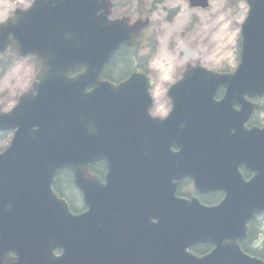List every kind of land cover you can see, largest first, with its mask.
<instances>
[{"label":"water","instance_id":"water-1","mask_svg":"<svg viewBox=\"0 0 264 264\" xmlns=\"http://www.w3.org/2000/svg\"><path fill=\"white\" fill-rule=\"evenodd\" d=\"M205 1L197 3L204 6ZM109 5V0H35L29 9L18 10L16 16L0 26V51L13 43L21 54L36 53L42 60L38 83L40 96L28 108L26 99L17 105L12 114L19 118L13 148L7 157L6 153L0 155V264H28L24 256L20 257V262L6 259L9 249L3 242V234L19 235V229L16 230L15 226L21 225L18 220L22 216L19 214L21 200L14 198L12 201L8 196L29 194L32 188H40L42 194L46 188L53 196L52 201L57 204L55 208L42 202V194H39L41 198L37 201L38 224L41 227L39 234L43 238L50 234L44 228L65 225L70 214L66 205L51 191L56 173L60 168L70 166L75 172L77 183L84 188L90 177V163L102 157L108 158L103 145L108 149L114 147L126 156V159H108L110 178L114 176L115 167L128 163L130 168L131 161L136 168L148 166L137 172L144 182L156 178L171 181L186 172L200 175L214 165V159H211L200 166L197 154L203 143L181 144L179 139H173L177 135L181 137V132L167 127L168 123H176L172 118L161 127L167 132L165 138L169 143L172 140L179 143L183 151L173 154L168 150L160 139L162 132L157 122H154L157 119L149 114L152 104L150 88L153 83L142 71L137 70L120 84L102 79L106 62L121 43L132 44L140 29L147 24V21L142 20L133 24L124 19L109 20ZM250 6L249 17L243 25L242 64L230 78L227 99L230 101L240 99L246 89L249 92L257 91L260 82L264 81V72L259 69V57L255 54L259 39L263 38L264 0H250ZM85 18L89 21L86 22ZM64 32L69 36L65 38ZM79 66L84 71L70 76ZM189 72H192V77ZM211 72L189 69L185 78L177 83L195 79L200 82V91L210 90L214 78V72ZM226 76L230 75L217 78ZM88 85H95V89L87 92ZM172 89L179 88L175 84ZM201 117L204 122L207 121V112H202ZM103 119L114 124L115 133L121 140L120 145L112 140L115 137L113 133L106 134L104 131ZM140 122H145L144 135L138 134ZM33 125L38 126V129L27 145L34 149L35 157L24 159L23 137L28 127ZM197 132L203 134L205 130ZM148 140L152 142L146 145L142 143ZM246 141L243 145H247ZM231 145L235 147L236 143L231 142ZM219 180V175L212 179L214 187ZM251 184L253 187L245 189L248 191H244L242 199L231 198L215 207L204 206L194 199L162 205L160 196L159 199L154 195L146 196L149 203L162 214L160 222L152 223L150 218L147 219L149 211L145 208H137L134 222L129 218V211L121 212L113 224L107 225L131 226L133 229L149 227V233L114 232L118 236L112 239V243L98 247L101 257L97 259V255H93L92 244L89 247L90 256L83 264H121L118 260L115 262L113 253L118 246H127L131 251L129 264H264V260L246 254L240 245L241 239L247 235L248 222L258 210L264 209V197L257 193V179ZM144 188L148 190L146 186ZM254 188L256 191L251 194L249 189ZM151 193L163 194L159 190ZM11 202L13 206H10ZM77 218L81 219L80 225L88 226L85 218ZM125 233H129L131 240L121 236ZM97 234L101 235L100 232ZM201 242H211L215 247L202 257L187 251L189 246ZM43 259L42 255L36 256L35 261L42 264Z\"/></svg>","mask_w":264,"mask_h":264},{"label":"rangeland","instance_id":"rangeland-1","mask_svg":"<svg viewBox=\"0 0 264 264\" xmlns=\"http://www.w3.org/2000/svg\"><path fill=\"white\" fill-rule=\"evenodd\" d=\"M32 0H0V14L4 11L11 13L16 5H27ZM117 12L129 10L138 12L137 1L125 3L117 0ZM213 9L200 13L201 21L193 22L195 11L189 8L187 0H162L156 14L153 25L149 28L151 37L158 39V49L150 61L158 84L154 89L156 95L165 94V85L175 79L176 67L187 60H204L205 65L223 63L232 68L238 61L239 26L236 23L245 18L248 11L246 0H211ZM153 0H143L141 3L145 9H149ZM175 20L170 23L167 15L173 8ZM189 28V29H188ZM187 32L184 34L182 30ZM144 43V38L141 44ZM147 51V50H145ZM227 62V63H225ZM229 63V64H228ZM160 66V68H159ZM36 64L32 59H22L13 69L5 74L0 81L9 84L12 82L28 83L35 76ZM230 68V69H231ZM160 101V103H162ZM11 104V103H10Z\"/></svg>","mask_w":264,"mask_h":264},{"label":"flooded vegetation","instance_id":"flooded-vegetation-1","mask_svg":"<svg viewBox=\"0 0 264 264\" xmlns=\"http://www.w3.org/2000/svg\"><path fill=\"white\" fill-rule=\"evenodd\" d=\"M18 89L19 88H12V90H14L13 92L9 91V89H4V90L0 89V103H1L4 110L10 109V107L6 108V104L13 96L16 95V91ZM19 96L20 95H18V94L16 95L17 100H18ZM218 98H221V97H218ZM254 101L257 103V108L255 109L252 116L250 117V120L247 122L246 127L247 128H252V127L262 128L264 126V96H259L256 99L254 98ZM169 110H170V108L168 107V104H165L163 110L161 111V114L166 115L169 112ZM12 135H13L12 130L3 131L0 134V139L9 142V140H10L9 138H11ZM242 171H246V174H247V175H245L246 179L251 178L252 173L250 171L246 170L245 168H242ZM103 178L104 177H102V181H105ZM188 186H192L191 180L185 179L182 182H180V184L178 185L177 193H176L177 196L188 197L190 195V192H191L190 190H188L186 188ZM195 195L198 196L200 199H202L205 203L216 204L224 198L225 193L222 190H215V191H211V192H207V193L196 192ZM74 197H75V200H74L73 204H76V205L78 204V206L83 207L84 204L80 198V195L75 193ZM199 246L200 245L194 246L191 249L193 251H196V250L199 251L200 250ZM206 247H208V245H206ZM57 252H60V250H57Z\"/></svg>","mask_w":264,"mask_h":264},{"label":"trees","instance_id":"trees-1","mask_svg":"<svg viewBox=\"0 0 264 264\" xmlns=\"http://www.w3.org/2000/svg\"><path fill=\"white\" fill-rule=\"evenodd\" d=\"M122 58H123V60H121V64L120 65L123 66V67H121L120 70L115 71L116 72L115 74L121 73L122 71L126 70L124 68H127L128 67V62H129L128 59L127 58H124V57H122ZM111 75H112V73H111L110 69H109V71L107 70L105 76L106 77H111ZM249 235L250 236L248 237L249 238L248 240H250V239L254 238L255 236H257V233H256L255 229L252 228V230L250 231V234ZM243 244H244V248L246 249V242L243 243Z\"/></svg>","mask_w":264,"mask_h":264}]
</instances>
